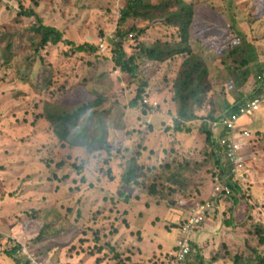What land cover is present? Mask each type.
Segmentation results:
<instances>
[{"label":"rangeland","instance_id":"374dc122","mask_svg":"<svg viewBox=\"0 0 264 264\" xmlns=\"http://www.w3.org/2000/svg\"><path fill=\"white\" fill-rule=\"evenodd\" d=\"M20 1L36 12L44 26L62 32L64 41L75 47L88 44L95 52L76 54L65 45L48 48L30 63V74L25 80L19 70L22 71L29 60L28 48L37 41L30 31L34 20L17 18L15 0H0V264H16L3 254L15 246L20 247L17 252L20 264H30L27 257L36 264H170L169 257L175 248L171 246L165 251L164 243L169 232L176 231L184 223L178 218V213L182 212L180 202L205 200L211 193L210 149L218 142L217 137L213 136L208 145L203 133L187 132L191 122H179L184 127L182 133L175 131L172 123H163L169 119L176 122V106L172 103L168 77L162 75L161 68L154 66L155 74L151 76L146 64L139 63L135 78L115 74L117 70L110 60V52L119 12L126 0ZM190 1L195 0H187ZM201 1L219 4L218 11L224 17L231 15L235 19L234 11L239 15L235 5L228 1ZM234 4L239 5V2ZM251 12V6L242 10L245 16ZM245 16L239 15L241 20ZM239 23L245 24L242 34L250 48L243 47L244 51L264 54L259 49L264 47V19ZM132 25L142 28L144 34L137 40L132 35L123 40L127 57L138 44L165 43L171 36L175 37L173 32L160 26L144 29L145 25L128 22L122 28ZM101 41H105L107 47L103 54L98 52ZM6 43L11 45L9 68H4L2 55ZM226 75L228 79L222 78V81L231 82ZM250 79L253 81V76ZM142 85L146 98L151 90L168 92V98L159 106V122L149 119L145 122L150 126L144 128L137 114L140 109L137 113L127 110ZM125 86L126 91L132 88L134 92L123 93ZM48 88L51 97L45 93ZM80 88L105 99L100 110L103 116L101 119L95 117L92 127L96 133L107 134L105 149L108 153L100 152L90 157L75 141L64 149H60L58 143L54 147L49 143L42 145L50 134L37 126L34 128L39 132L37 135L29 127L42 104H54L63 94H75ZM231 94L237 97L234 90ZM147 106H153L150 96ZM204 106L196 112H201ZM207 110L204 115L208 117ZM193 124L192 129H196L198 122ZM256 124H264V111L240 118L235 128L248 131L254 136L251 142L264 149V129L256 131ZM137 152L144 179L139 186L128 188L119 183L118 177L126 160ZM163 166L168 169L163 170ZM248 166L251 167L252 162ZM255 167L253 174L257 185L253 191L257 194L250 197L253 184L247 181V188H240L242 195L230 199L242 204L238 210L235 212V207L231 206L226 212L221 211L222 225L236 224L226 227L223 245L227 247L219 251L224 257L252 259L253 251L264 256V244H260L252 227L256 223L264 225L261 195L264 182L259 181L264 175V164ZM95 179L100 182L96 183ZM172 179L178 183L172 185ZM63 180L64 183L57 187L56 182ZM151 187L154 195L149 194ZM29 210L41 213L32 219L31 215L25 216ZM26 223L28 229H25ZM42 225L49 227L48 235L40 230ZM235 231L240 241L235 240ZM52 233L55 235L51 236ZM205 248L212 253L209 257L214 258L210 245L206 244Z\"/></svg>","mask_w":264,"mask_h":264},{"label":"trees","instance_id":"16d2710c","mask_svg":"<svg viewBox=\"0 0 264 264\" xmlns=\"http://www.w3.org/2000/svg\"><path fill=\"white\" fill-rule=\"evenodd\" d=\"M15 1L18 4L17 18L33 19L34 24L30 31L37 38L36 43H33L34 46L28 48L31 53L30 57L27 58L29 60L22 71L19 70L20 73H23L25 80L28 79L30 74V63L36 59L37 55L40 58L41 52L48 48L65 45L76 54H93L95 52V49L88 44L75 47L72 43L64 41L62 32L44 26L42 20L33 9H30L29 6L26 7L20 0ZM219 1H228L230 4L238 1L240 2L241 11L246 6H251L252 12L248 15V18L257 22L264 19V0ZM33 6L35 9L37 8L35 3ZM219 8V4H211L201 0L190 2H187V0H126L119 12L118 25L114 31V42L110 52L112 65L120 74L128 75L132 78H135L139 63L146 64V66L151 64L150 66L153 68L154 66L166 68L168 71L173 66H177L176 71L172 75L173 81L170 87L172 103L176 106V122H173V129L177 132H182L184 128L183 124L179 122H192L195 120L194 113L202 107L208 94L213 91L209 81L208 69L202 58L203 54H210L218 60L220 67L225 70L231 80V88L237 92L236 102L232 106L228 105L230 110L228 115L237 112L244 102L259 95V93L256 95V92L258 90L257 86H260L261 79L259 80L258 77L253 76L254 79L251 82L252 74H250L249 61L245 58L240 44L241 34L236 30L233 17L224 18L218 11ZM128 22L139 23L143 27L145 25L144 29L160 26L171 34L173 32L175 37L171 36V40L165 43L138 44L133 54L127 57L123 50V40L130 35L137 40L144 34L142 28L134 25L122 28V25ZM10 50V43H6L2 52L5 58L4 68L10 67L12 59ZM53 84L54 82L50 85L52 86ZM27 86L29 89L30 85L28 83ZM143 88L144 85L140 87V90H137L135 99L130 103V107L135 110L139 108V113L142 116H147L153 110L143 104V100L149 97L147 96L146 98ZM29 91L31 90L29 89ZM45 91L51 97L50 88ZM75 92V94H63L54 104H42L40 113L30 122L29 127L34 129L38 126L46 129L50 134L47 140L41 143L42 145L49 143L50 146L54 147L58 143L60 149H64L69 147L70 142L75 141L90 157L100 152L108 153L107 149H105V137L107 134L96 133L97 131L92 127L94 126V118L101 119L100 116H103V112L98 111L103 106L105 99L96 93L88 92L84 88H80ZM248 98L251 99L247 100ZM34 131L38 135L39 132L35 129ZM204 134L205 141L210 145V134L207 131ZM214 145V143L211 145V151H213ZM139 156L140 153L137 152L126 160L122 167V173L118 177L121 185L130 188L139 186L142 183L144 173L143 166L138 162ZM210 157L213 158L214 154H210ZM165 168L167 167L163 166V170ZM220 169H224L225 172L228 171L226 166H216L210 176L211 185L213 184V175ZM64 181L56 182L57 187L61 186ZM166 181L168 183L170 179L168 178ZM95 182L99 183L100 181L95 179ZM172 182V185L178 183L176 179H172ZM149 194H155L152 187L149 190ZM237 195H242L238 185L233 190L231 197L234 198ZM234 201L237 202L235 199ZM39 213L41 212L37 210H29L25 216L29 217L31 215L32 219H36L35 216ZM262 225V223L252 225L260 244H264V225ZM28 227L29 225L26 223L25 229H28ZM40 230L45 231L47 235L50 233H46V230H50L46 225H42ZM54 235L55 233L51 234V236ZM40 236L41 233L36 238L39 239ZM234 238L236 241H240L241 238L236 231L234 232ZM192 247L194 248V245ZM223 247L226 248L227 246L223 245L222 249H224ZM95 248L98 252L101 251V248ZM19 249V246H15V248L12 247L5 250L3 254L5 257L10 258L11 261L13 260L14 263L20 264L17 259ZM227 256H223V258L230 264L232 262L233 264H264V256L257 251H253L252 259L235 256L230 258Z\"/></svg>","mask_w":264,"mask_h":264},{"label":"crops","instance_id":"0c3cea01","mask_svg":"<svg viewBox=\"0 0 264 264\" xmlns=\"http://www.w3.org/2000/svg\"><path fill=\"white\" fill-rule=\"evenodd\" d=\"M236 3H238V1H236ZM230 4V3H229ZM231 5H235V7L238 9L239 11V15L241 16H245V14L242 13V11L240 10V2L239 5L236 4H231ZM234 11V10H233ZM233 14H235V19H233L231 17V15H226V19H228V17H231L236 21V30L238 33L241 34L240 36V44H241V48L243 51V54L245 56V58H247V60L249 61V65H250V74H252V76H256L258 77V79L260 80L263 76H264V54L262 55H255L248 52V51H244L243 47L246 49H250L248 44L245 42V38L242 34V32L244 31L243 28L245 27V24H240L239 21H246V23L250 22V21H255V20H251L250 18H248L247 14L245 16V19L241 20L239 15H237V11H234ZM239 17V19H238ZM225 18V17H224ZM237 19V20H236ZM59 47V46H57ZM56 48V47H53ZM260 51L262 53H264V47L260 46L259 47ZM254 50H257V48H254ZM246 53V55H245ZM202 58L204 59L207 69H208V74H209V81L213 87V91L211 93L208 94L206 102L202 105V107L204 106L203 110L201 112H195L194 116H195V120L191 122V124L188 125V129L189 131L187 132H194V133H205L206 131H208V133L210 134V139L213 136L217 137L218 142L214 143L215 145L213 146V151H211L210 149V154H214V157L212 158V164H213V169L216 166H226V161H224V157L222 155V150H221V145H220V140L222 138L227 137V131H225V129L223 128V126H221V120L223 118V116L225 114H228V112L230 111L228 109V105L232 106V104H234L236 102L237 97H235V95L231 94V92L234 90L237 96V92L235 89L231 88V82H229L228 80L222 81V78H227L226 72L223 68L220 67L218 60L210 55V54H203ZM262 60V61H261ZM151 64L147 65L148 69V74L149 75H153L155 74V72H153L154 68L152 66H150ZM177 66H173L169 71L166 68H161V73L162 75H165L168 77V83L170 84V87L172 86V81H173V74L176 71ZM252 70V71H251ZM170 71L172 73H170ZM115 74L120 75V73L117 71ZM161 76V75H159ZM159 76H157L158 82L159 81ZM164 78V77H162ZM111 79V77H110ZM252 82V79H251ZM130 83H132L130 81ZM129 83V84H130ZM119 84V83H117ZM259 84V83H258ZM160 86L162 87V85L160 84ZM260 86H257V88L259 89ZM122 89H124L123 93H133L134 90L131 88L130 91H126V86L123 87ZM224 89V90H223ZM161 90V89H160ZM160 90H151L149 93L150 98L153 101V106H149L150 108H152L153 112L151 114H148L147 116H142L140 113H137L138 111L135 109H132L131 107H128V111L130 112H136L138 114V116H141L142 122L141 124L146 120V118L148 116L151 117V120L154 122H159L158 120H160L159 118V114H160V110H159V106L161 104V102H164L167 98H168V92L167 90L161 92ZM148 100V98L146 99ZM104 106V104H103ZM101 106V109L102 107ZM100 109V110H101ZM139 109V108H138ZM209 109V110H207ZM220 109H223V111L220 112ZM100 110L98 112H100ZM205 110H207L208 112V117L206 116V114L204 115ZM264 111V106L261 107L260 112ZM224 113V114H223ZM223 114V115H221ZM257 115V114H254ZM251 115V116H254ZM202 117H206L203 120L201 119ZM254 119V118H253ZM199 120V121H198ZM242 121V120H241ZM263 121V120H262ZM195 122H198L197 125H195L197 128L196 129H192L194 128V124ZM163 123L165 124H169L172 123L173 125V121L172 120H165ZM190 123V122H188ZM261 129H264V124H256V131H260ZM246 130V129H244ZM243 130H239L236 128L235 130V134L234 137L236 140H242L241 137V133ZM255 131V132H256ZM184 132H186V130H184ZM182 133V132H179ZM205 135V134H204ZM195 148V147H194ZM263 151V152H262ZM263 153V155L261 154ZM241 157H242V161L245 164V180L239 184V187L243 190L244 188H247L245 186V184L248 183L253 184L251 189H250V197L251 195L257 194L256 191H253V187L255 185H257V180L254 176L253 173H255L254 167L258 166V165H262L264 164V149L261 148L259 146V144L257 145L256 142H251L250 139H243V143H242V148H241ZM250 162H252V166H248L250 164ZM255 169L258 171V169L255 167ZM264 172V170H263ZM253 183H252V180ZM260 182H264V175L263 177L259 180ZM211 185V184H210ZM211 189H212V185H211ZM210 189V191H211ZM209 194V193H208ZM262 197L264 198V192L261 194ZM206 199V198H205ZM228 199V201H227ZM222 198L220 199V201L218 203H213L214 207L207 213V219L205 221V223L200 226L192 235H191V242L192 245H194V253L191 256V264H230L228 261H226L222 255H220L219 251H221V247L223 246V242H226V233L228 230H226V227H229L230 225H222L220 222V218L223 217V215H221L224 211L226 212L227 208H230L231 206H233V208L235 207V212L236 210H238V207L240 205H242L241 203H239V201L237 200V202L232 200L230 201L231 198ZM204 199L202 200H188V202L186 201H181L179 205H181V211L178 213V218H182V221L184 222L187 218V210L191 207L194 206L198 203L203 202ZM229 203V207L227 206V204ZM233 203V205H232ZM223 210H221L220 208ZM222 211V213H221ZM218 212V214H217ZM233 211V214L235 213ZM218 217V219H217ZM230 224V223H228ZM236 224H231V226H235ZM168 234V233H167ZM165 236V235H164ZM167 240L164 243V248L165 251L170 250L169 248L171 246H173L172 248H175V244L176 241L179 237V232L178 229L176 231L171 230L169 232V235H167ZM210 245L211 249L213 250V256L214 258H210L209 256L212 254L211 252H209L208 250H206L205 245ZM171 248V249H172ZM200 250V252H199ZM216 251V252H215ZM218 253V254H217ZM130 260V258H129ZM159 264V263H158ZM167 264V263H166Z\"/></svg>","mask_w":264,"mask_h":264},{"label":"built area","instance_id":"2783aa9c","mask_svg":"<svg viewBox=\"0 0 264 264\" xmlns=\"http://www.w3.org/2000/svg\"><path fill=\"white\" fill-rule=\"evenodd\" d=\"M131 37V36H129ZM98 52L103 54L107 52L105 41L98 44ZM259 95L246 101L239 107L237 112L230 114L228 118L222 121V126L229 130L228 136L221 139L220 145L223 149L224 159H226L228 171L220 169L213 175V184L209 197L187 210V218L178 229L179 237L175 244V250L172 252L170 264H191V255L194 253L191 245V235L206 221L207 213L214 207V202L218 203L222 198H228L232 195L235 185L244 181V163L241 158L242 141L234 137L235 124L242 117L257 114L264 106V76L261 78ZM147 105V101H143ZM150 117L145 121H149ZM148 122L143 123V127L148 126ZM242 138L249 139L253 136L248 131H243ZM30 264H36L30 257H27Z\"/></svg>","mask_w":264,"mask_h":264},{"label":"clouds","instance_id":"9594fccd","mask_svg":"<svg viewBox=\"0 0 264 264\" xmlns=\"http://www.w3.org/2000/svg\"><path fill=\"white\" fill-rule=\"evenodd\" d=\"M260 85H261V80H260ZM260 89H261V88L259 87V89H258L257 92H256V95L259 93ZM248 99H251V98H248ZM248 99H247V100H248ZM144 100H146V99H144ZM144 100H143V101H144ZM146 101H147V100H146ZM228 113H229V112H228ZM231 114H232V113H231ZM227 115H228V114H227ZM229 116H230V114H229L228 116H226L225 118H223V119L221 120V123H222L223 120H225V119L228 118ZM148 117H150V116H148ZM148 117H147V118H148ZM144 122H145V121H144ZM144 122H143V123H144ZM150 122H151V117H150ZM143 123L141 124V126L143 125ZM149 125H150V124H149ZM149 125H148V126H149ZM221 126H222V124H221ZM142 127H143V126H142ZM143 128H144V127H143ZM223 128L225 129V131L229 132L228 129H226L225 127H223ZM235 130H236V128L234 129V133H235ZM242 132H243V131H242ZM227 135H228V133H227ZM241 137H242V134H241ZM225 138H226V137H225ZM253 138H254V136L251 137V138H249V139H250V140H253ZM222 139H223V138H222ZM243 139H244V138H242V140H238V141H242V143H243ZM220 141H221V140H220ZM241 148H242V145H241ZM221 149H222V148H221ZM240 152H241V151H240ZM222 155H223V149H222ZM223 157H224V155H223ZM224 161H226V159H224ZM242 162H243V161H242ZM243 163H244V162H243ZM226 164H227V162H226ZM244 166H245V164H244ZM244 180H245V169H244ZM236 186H237V185H235V187H236ZM238 186H239V184H238ZM234 189H235V188H234ZM232 194H233V193H232ZM228 198H232V197L230 196V197H228ZM206 199H207V198H206ZM206 199H205V200H206ZM226 199H227V197H226ZM205 200H204V201H205ZM206 219H207V217H206ZM204 223H205V222H204ZM202 225H203V224H202ZM202 225H201V226H202ZM191 245H192V242H191ZM191 256H192V255H191Z\"/></svg>","mask_w":264,"mask_h":264}]
</instances>
